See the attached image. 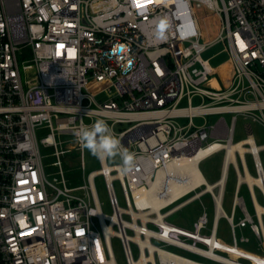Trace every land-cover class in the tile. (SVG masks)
Wrapping results in <instances>:
<instances>
[{
    "label": "built area",
    "instance_id": "obj_1",
    "mask_svg": "<svg viewBox=\"0 0 264 264\" xmlns=\"http://www.w3.org/2000/svg\"><path fill=\"white\" fill-rule=\"evenodd\" d=\"M203 6L220 21L206 43L196 15ZM218 43L230 55L225 70L203 57ZM209 115L219 119L210 123ZM239 118L246 137L235 141ZM98 119L137 154L135 167L123 174L100 161V169L71 186L62 157L75 150L85 170L74 132L81 120ZM124 123L130 126L116 131ZM254 124L264 129V0H0V264H118L113 237L126 264H211L170 247L214 264H264L263 254L239 248L251 243L249 229L264 253V213L259 218L255 207L257 189L264 201V145ZM42 129L49 134L41 143ZM41 144L54 150L57 182ZM233 144L246 147L244 158L238 149L228 158ZM220 152V180L209 184L200 165ZM231 171L236 186L227 214ZM247 173L260 182L251 186ZM99 176L111 215L101 208ZM204 195L213 203L212 224L203 205L196 232L167 221ZM222 217L232 244L218 236Z\"/></svg>",
    "mask_w": 264,
    "mask_h": 264
},
{
    "label": "rangeland",
    "instance_id": "obj_2",
    "mask_svg": "<svg viewBox=\"0 0 264 264\" xmlns=\"http://www.w3.org/2000/svg\"><path fill=\"white\" fill-rule=\"evenodd\" d=\"M196 15L199 18V25L201 29V42L206 43V42L213 40L220 32L219 19L213 14L211 10H209L205 6L197 8ZM222 50H224L223 44L221 43L213 44L203 53V57L205 59H210L211 64L214 67H218L221 64L225 63L227 60H229V57H230L228 52L222 51ZM102 86L103 85L97 86L93 88L92 91L95 93L99 92L102 90ZM186 104L187 103H184L183 105H186ZM224 117L227 119L228 122H230L231 115L226 114L224 115ZM206 119L210 123H213L219 119V116L209 115V116H206ZM194 120L197 123H199L203 119L195 118ZM129 126L130 124L124 123L121 125H117L115 129L116 131H119V130L128 128ZM253 129L255 132L256 140L259 143V145H264V129L255 124L253 125ZM48 134H49L48 129H42L38 131V137L41 140V143L43 140L47 138ZM245 137H246V134L244 132V122L242 119L239 118L237 121V126H236L235 141L244 139ZM47 142H49L48 139H47ZM41 151L44 156V164L46 165L48 173L53 174L51 176V179L57 182L61 178L59 175L56 174L57 168L53 166L55 162V158L52 157V152L54 151L53 148L49 146H44V144H41ZM223 156H224L223 152L213 154L212 156L205 159L200 165V169L206 181L209 184H213L219 179L221 168H222V163H223ZM259 156H260L263 169H264V149H262L259 152ZM84 158H85V165H86L85 170L81 168L80 157H79L78 152H76L75 150H71L69 152L67 151V153L62 157L63 168L65 170V176L71 186L83 183L84 181H86V176L88 175L89 172L98 170L101 167L100 161L96 159L95 157H93L87 150H85ZM108 163L115 164L111 161H108ZM246 163L252 175H256L254 168H253L252 159L249 155H246ZM94 182H95V188L98 194V198L101 203L102 211L107 215H111L113 210L109 202V197H108V193L106 190L103 177L102 176L96 177ZM235 186H236V176H235L234 171H231L230 177L227 183V192L225 196V201L223 204V208L227 214H230L232 210ZM114 189L117 194L120 206L125 207L126 202H125L123 190L118 181L114 182ZM240 189H241V192H240L241 195L245 198L250 211L253 213L252 200H251L248 188L246 187V185H243ZM256 197L258 199V202L261 205H264V201L258 189L256 190ZM202 205L204 206L205 210L208 213L210 224H212V221L214 218V207H213V203L209 195H204L202 196L200 200H196V201L189 203L188 205H186L185 207L177 211L175 214H173L171 217L167 218V221L172 222L174 225L180 228H183L185 230L196 232L197 220L204 210ZM263 221H264V217H263ZM218 228H219L218 236L225 243L232 244V235L230 232V228L228 226V222L225 218L222 217L219 220ZM202 233L203 235H206V234L209 235V231H205ZM246 234L251 238V243L243 244V245L241 244L239 248L243 251H246L252 254H257V255L263 254L264 255V253L258 249V241L255 235L249 229L246 230ZM111 245H112V249H113L117 263L126 264L125 256H124L120 241L117 238L113 237L111 239ZM168 249H171L175 251L176 253L181 254L183 256L195 258L200 261L214 264L211 261L199 258L197 256H194L188 252H185L177 248L170 247ZM134 256L137 257V251H134ZM242 262H244V260ZM244 263H247V262H244Z\"/></svg>",
    "mask_w": 264,
    "mask_h": 264
},
{
    "label": "clouds",
    "instance_id": "obj_3",
    "mask_svg": "<svg viewBox=\"0 0 264 264\" xmlns=\"http://www.w3.org/2000/svg\"><path fill=\"white\" fill-rule=\"evenodd\" d=\"M74 136L82 149L102 163H115L121 173L127 174L135 167L137 154L122 144V138L115 134L105 120L98 119L91 124H85L81 120Z\"/></svg>",
    "mask_w": 264,
    "mask_h": 264
},
{
    "label": "bare ground",
    "instance_id": "obj_4",
    "mask_svg": "<svg viewBox=\"0 0 264 264\" xmlns=\"http://www.w3.org/2000/svg\"><path fill=\"white\" fill-rule=\"evenodd\" d=\"M228 63H225V64H223L222 66H221V70H225L227 67H228ZM227 149H228V158H230V156H233V154H234V152L238 149L240 152H241V154H242V156H243V158H244V152H245V150H246V147H244V145H242V144H233V145H230V146H228L227 147ZM232 154V155H231ZM198 169L196 168V171H197ZM199 180H200V178H199ZM201 180H202V177H201ZM244 180L245 181H247V182H249L250 183V185L252 186V184L253 183H259L260 181L256 178V177H254V176H252L251 174H249V173H247V176L244 178ZM222 182L223 181H221V183L220 184H222ZM253 192H254V190H253ZM255 193V192H254ZM255 207H256V212H257V216L259 217V218H262V214L264 213V206L263 205H261L259 202H258V200H255ZM181 244H183V246H186V247H188V248H192L191 246L192 245H190V244H184V243H181Z\"/></svg>",
    "mask_w": 264,
    "mask_h": 264
},
{
    "label": "crops",
    "instance_id": "obj_5",
    "mask_svg": "<svg viewBox=\"0 0 264 264\" xmlns=\"http://www.w3.org/2000/svg\"><path fill=\"white\" fill-rule=\"evenodd\" d=\"M223 64H225V63H223ZM223 64H221V65H223ZM221 65H220V66H221ZM220 66H218V67H220ZM228 67H229V65H228ZM228 67H227V68H228ZM201 164H202V163H201ZM222 164H223V163H222ZM221 169H222V168H221ZM220 177H221V172H220ZM220 177H219V179H218L217 181L220 180ZM204 178H205V177H204ZM205 180H206V179H205ZM217 181H216V182H217ZM216 182H215V183H216ZM207 183H208V182H207ZM213 184H214V183H213ZM252 208H253V207H252Z\"/></svg>",
    "mask_w": 264,
    "mask_h": 264
}]
</instances>
